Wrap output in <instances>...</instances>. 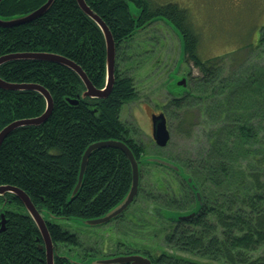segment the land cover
Segmentation results:
<instances>
[{
    "label": "trees",
    "instance_id": "trees-1",
    "mask_svg": "<svg viewBox=\"0 0 264 264\" xmlns=\"http://www.w3.org/2000/svg\"><path fill=\"white\" fill-rule=\"evenodd\" d=\"M45 1L3 0L0 15L6 18L28 14ZM87 3L109 25L117 49L154 17L163 16L180 30L185 53L201 74L194 79L189 78L191 74H183L187 84L181 86L183 91L176 93L174 102L183 113L182 123L187 124L183 135L188 136L197 126L196 139L200 137L204 142L195 154L179 152L166 157L180 163L192 176L202 193V206L190 218L175 220L165 215L170 210L191 211L196 206L191 207L193 199L196 201L195 192L180 173L142 160L145 146L131 136L135 127L132 131L119 116L121 104L137 94L130 78L117 75L116 66L114 87L107 97H82L86 87L79 74L67 65L44 58L21 57L0 64L1 78L21 84L38 83L50 91L54 100L53 112L44 123L19 126L4 138L0 145V185L20 187L37 209H46L52 216H102L130 190L131 162L118 147L93 150L81 189L71 198L83 152L96 141L125 140L140 162L139 188L129 208L140 199L154 205L150 220L156 221L148 223L165 233L160 251L145 256L154 264H264V25L258 43L251 46L256 57H248L246 69L240 67L229 73L221 69L226 75L220 79L219 68L226 59L220 54H202L200 28L198 33L187 8L178 2ZM131 3L142 10L138 19L131 13ZM106 48L100 25L83 11L78 0H53L40 17L30 22L0 26V56L32 51L66 55L83 67L98 88L106 82ZM243 87L251 91L249 99L243 96ZM227 91L241 95L233 100L231 95L226 96ZM189 95L196 101L191 103ZM72 99L79 101L73 103ZM203 101L210 106L205 110L208 116L200 115L199 103ZM46 105L45 96L38 90L0 86V130L13 120L43 114ZM194 105L197 113L191 108ZM212 116L223 119L221 127L208 126ZM245 152L250 153L248 157L243 156ZM150 165L173 172L188 186L182 183L176 191L168 182L163 184L157 179L152 183L158 188L144 189L149 179L144 178L142 169ZM177 192L184 198L177 199ZM3 213L6 229L0 232V264H46L42 233L18 195L9 191L0 195V220ZM44 220L55 243L54 263L76 264L58 252V245L79 246L78 233L46 216Z\"/></svg>",
    "mask_w": 264,
    "mask_h": 264
},
{
    "label": "rangeland",
    "instance_id": "rangeland-1",
    "mask_svg": "<svg viewBox=\"0 0 264 264\" xmlns=\"http://www.w3.org/2000/svg\"><path fill=\"white\" fill-rule=\"evenodd\" d=\"M169 1L172 0H156L159 3ZM173 1L186 7L192 17L194 28L196 30L200 28L199 49L202 50V54L204 56H219L220 54L222 59H226L224 65L221 64L222 66L219 68L220 79L226 75L221 69L228 73L232 70L238 71L240 67L246 69L249 65L248 57L251 55V60L256 57V53L253 54L251 51V46L258 43L264 25V0ZM171 25L173 24L164 18L153 20L127 41H124L118 49L116 47L117 75L130 78L137 91L136 97L121 104L119 116L132 131L135 127L136 132L131 136L145 146L142 157L145 155L166 157L170 153L178 155L179 152L195 154L204 142V139L202 140L200 137L196 139L197 126L188 136L183 135L187 124L182 123L183 113L179 105L174 102L176 93L183 91L178 83V77L187 73L191 74L189 78L194 79L201 74V71L187 53H185V59L180 60L182 61L180 63L182 42L180 34ZM177 67H179L178 76L174 73ZM189 81L192 86L193 81ZM241 92L244 97L247 95L249 99L251 91L243 87ZM230 95L234 100L241 93L234 91L231 94L230 92L226 94V96ZM189 99H192L191 103L196 101V97H192V95H189ZM199 104H201L202 110H199L200 115L208 116L205 110L209 109V104L206 101ZM259 106V111H261L263 106L261 104ZM191 108L197 113L195 105ZM165 111L170 118V140L166 146H160L153 139L150 115ZM207 119L209 118L207 117ZM222 120L212 116L210 121L207 120V124L212 128L217 124L221 127ZM247 148L251 147L247 146ZM249 154L245 152L243 156L248 157ZM142 170L145 173L144 178L149 179V182L143 181L144 189L158 188L152 183L157 179L161 180L160 182L163 184L168 182L176 191L180 190L182 183L188 186L173 172L162 168L150 165L143 166ZM185 189L190 191L189 187H185ZM177 195L179 196L177 199L184 198V195L182 196L179 192ZM195 205V199H193L191 207ZM7 207L16 209V206L13 205ZM154 208V205L140 199L133 203L120 218L94 225L75 216L71 218L57 217L46 211H44V216L78 233L79 246L60 244L58 252L75 256L84 262L95 257L106 258L108 255L122 253L134 254L130 252H136V250L138 253L146 255L160 251L165 233L157 231L158 229L148 223L150 221L153 224L156 221L155 218L150 220L154 215Z\"/></svg>",
    "mask_w": 264,
    "mask_h": 264
},
{
    "label": "water",
    "instance_id": "water-1",
    "mask_svg": "<svg viewBox=\"0 0 264 264\" xmlns=\"http://www.w3.org/2000/svg\"><path fill=\"white\" fill-rule=\"evenodd\" d=\"M3 0H0V7L1 2ZM53 3V0H46L45 3L40 5L39 8H36L28 14H21L19 16H8L6 18L1 17L0 15V26H9V25H15L19 23L24 22H30V20H33L37 17H40ZM78 3L80 7L83 9V11H86L90 17L97 21V23L100 25L102 32H104L105 36V43L107 45L106 48V54H107V60H106V82L103 87H96L93 83L90 77L87 75L85 70L82 66H80L77 62L70 59L68 56H62L56 53H48V52H21V53H10V55H2L0 56V64L9 61L10 59L14 58H39V59H47L50 61H56L63 65H67L71 67L75 72L79 74V76L83 79L86 89L82 93V97H107L110 92L113 89V85L116 80L115 70H116V42L113 35V32H111L109 25L106 23V21L103 20V18L98 14V12L91 9V7L88 5L87 0H78ZM131 13L135 19H138L142 10L141 8H137L134 4L131 3L130 5ZM164 18L167 20L170 24H172L167 18L163 16L154 17L151 19V21L156 19ZM149 21L146 25L151 23ZM143 26V27H145ZM173 29H175L180 36V40L183 43V36L179 29H177L174 25H171ZM143 27H140L143 28ZM139 30V29H138ZM185 56V50L184 46L182 45V54L181 59L182 60ZM182 61H180L181 63ZM176 76H178L179 73V67H177L174 71ZM179 85L185 87L186 86V77H178ZM0 86L5 89H35L40 91L47 100V105L45 108V112L39 116H35L34 118H23V119H16L13 120V122L8 123L2 129L0 130V145L2 144L4 138L9 134L13 129L18 128L19 126H24L26 124H42L45 122V120L48 119V117L52 114L53 106H54V100L52 99V95L48 89L43 87L42 85L38 83H15V82H8L1 78L0 76ZM73 103H77L79 99H72ZM153 119V139L160 145V146H166L167 143L170 140V129L168 128V120L165 116L164 112L155 113L152 114ZM109 146V147H118L122 151H125L127 154V157L129 161L131 162L132 166V182H131V188L126 194L125 198L119 202L117 205H115V208L111 209L110 211L104 213L102 216L93 217V218H82V220L87 221L89 224H104L105 222L111 221L112 219H115L116 216L121 215L126 211V209L129 208V205L133 202V200L136 197V193L139 188V178H140V162L137 159L135 152L132 151L130 145L125 140L120 139H112V140H101L96 141L90 144L86 148V150L83 152V156L81 159V167L79 171V179L76 183L72 193L71 198L81 189V184L84 179V174L86 171V168L88 166V160L93 152V150ZM1 147V146H0ZM144 162H153V163H159L161 165H164L166 167L171 168L172 170L176 171L178 174L183 176V178L188 182L190 187L192 188L193 192H195L196 196V206L191 211H181V212H175V211H167L165 215L169 219H175V220H181L185 218H190L192 215H194L202 206L203 196L200 192L198 185L195 181H193V178L191 175H187L186 172L183 170V167L178 164L176 161L169 159L168 157H163L161 155H146L143 159ZM12 192L15 195H18L19 198L23 201L26 210L29 211V214L32 216L34 221H36L38 228L40 229V232L42 233L43 243L41 244V247H45V253H46V264H55V243L52 240V236L50 231L47 227V222L44 220V211L48 213V210L43 209L41 212L37 207L35 206L33 200L30 198V195L26 193L25 190L21 189L18 186H13L10 184H4L0 185V195H4L6 192ZM77 218V217H76ZM81 219V218H79ZM1 226H0V232L4 231L6 229V217L5 213L2 214V218L0 220ZM72 263L76 264H154L151 258L148 256H145L142 253H134V254H117V256H106V258H92L89 260H85L82 262L81 260L77 259L75 256L66 255Z\"/></svg>",
    "mask_w": 264,
    "mask_h": 264
},
{
    "label": "flooded vegetation",
    "instance_id": "flooded-vegetation-1",
    "mask_svg": "<svg viewBox=\"0 0 264 264\" xmlns=\"http://www.w3.org/2000/svg\"><path fill=\"white\" fill-rule=\"evenodd\" d=\"M180 77H185V76H183V75H181ZM186 80H187V78H186ZM165 113V116L167 117V120H168V128L170 129V132H171V127H170V122H169V120H170V118L168 117V114H167V112L165 111L164 112ZM153 114V113H152ZM152 114L150 115V117H151V122H152V125H153V119H152ZM170 159V158H169ZM172 160V159H171ZM123 254V253H122ZM108 256H112V255H108Z\"/></svg>",
    "mask_w": 264,
    "mask_h": 264
},
{
    "label": "bare ground",
    "instance_id": "bare-ground-1",
    "mask_svg": "<svg viewBox=\"0 0 264 264\" xmlns=\"http://www.w3.org/2000/svg\"><path fill=\"white\" fill-rule=\"evenodd\" d=\"M39 116V115H38ZM35 117V116H34ZM34 117H32V118H34Z\"/></svg>",
    "mask_w": 264,
    "mask_h": 264
}]
</instances>
